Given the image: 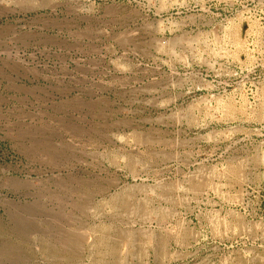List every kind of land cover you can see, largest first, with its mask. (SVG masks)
Segmentation results:
<instances>
[{"label": "rangeland", "instance_id": "1", "mask_svg": "<svg viewBox=\"0 0 264 264\" xmlns=\"http://www.w3.org/2000/svg\"><path fill=\"white\" fill-rule=\"evenodd\" d=\"M0 264H264V0H0Z\"/></svg>", "mask_w": 264, "mask_h": 264}]
</instances>
